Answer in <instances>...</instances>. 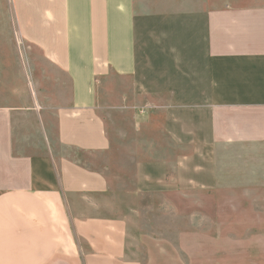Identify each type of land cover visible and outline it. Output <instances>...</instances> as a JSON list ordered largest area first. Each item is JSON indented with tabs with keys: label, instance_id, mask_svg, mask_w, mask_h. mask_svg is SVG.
I'll use <instances>...</instances> for the list:
<instances>
[{
	"label": "crops",
	"instance_id": "0c3cea01",
	"mask_svg": "<svg viewBox=\"0 0 264 264\" xmlns=\"http://www.w3.org/2000/svg\"><path fill=\"white\" fill-rule=\"evenodd\" d=\"M12 8L0 13V264H143L127 257L123 217L65 216L69 195L94 204L110 191L71 156L117 146L103 114L110 76L112 112L158 124L165 142L163 155L148 143L134 157L137 192L218 190L232 149L260 164L264 184V0Z\"/></svg>",
	"mask_w": 264,
	"mask_h": 264
},
{
	"label": "rangeland",
	"instance_id": "374dc122",
	"mask_svg": "<svg viewBox=\"0 0 264 264\" xmlns=\"http://www.w3.org/2000/svg\"><path fill=\"white\" fill-rule=\"evenodd\" d=\"M5 6L13 13L12 0H0V13ZM113 79L119 82L110 76L104 84V102L108 105L104 104L103 114L113 134L116 129L117 146L107 153L71 154L88 168L103 171L110 191L97 195L94 204L86 203L79 195H69L67 223L69 217L84 213L123 217L129 227L127 257L143 264H264V184L260 164L258 168L248 162L246 168L241 159L246 160L247 150L240 157V149H232V169L219 173L218 190L137 192L133 184L135 158L145 154L148 147L144 145L148 143L155 147L154 153L163 155L165 146L159 144L165 142L158 124H146L139 115L112 112L108 97ZM166 149L167 155L173 156L175 149L170 143ZM248 153L255 156V152ZM255 170L259 175L250 173ZM115 173L120 175L118 179ZM113 189L117 190L114 194Z\"/></svg>",
	"mask_w": 264,
	"mask_h": 264
}]
</instances>
